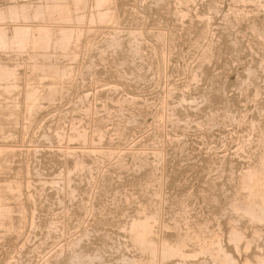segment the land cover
I'll use <instances>...</instances> for the list:
<instances>
[{"label":"rangeland","instance_id":"1","mask_svg":"<svg viewBox=\"0 0 264 264\" xmlns=\"http://www.w3.org/2000/svg\"><path fill=\"white\" fill-rule=\"evenodd\" d=\"M50 1L28 0L27 10L29 11L27 13L30 14L27 16L30 18L24 19L21 16L25 21L20 18L12 22H10L11 19H7L4 21L6 24L2 22L6 26L3 25L6 35L8 34V41L7 45L0 48V63L4 62L2 65H6L9 62L10 65L7 64V67L11 66L14 69L9 67L15 73L16 78H13L17 81L22 76V81L18 80L21 82H19L21 92L18 89L13 91L16 97L12 91L7 93L2 91L0 94L3 96V98L0 96V103L5 105H0V118L6 120L4 117H7L6 121L0 120L2 121L0 127L5 123L8 129L13 126L15 129L17 125L19 126L14 131L11 128L10 132L5 127L0 129V146L2 145L0 147L2 152H0L2 154H0V169L2 170H0V188L6 189V186L11 184L14 189H17L11 195L8 193L7 199L9 200L6 199L4 205L7 203L5 206L12 207L13 211L18 213H13L15 222H18V219L25 214L27 224L19 237L0 229V264H6L8 261L9 264H123L124 259L129 260L130 257L139 259L142 256V248L134 239L131 229L132 221L133 219L134 221L139 220L140 217L141 219L147 218L144 214L149 213L148 216H152L156 210L157 213H154L157 215L156 222L160 220L157 223L154 222L156 225L153 223L155 228L157 227V229L153 227V230L159 236L165 234L171 241H176L179 239L180 231L183 233L186 227L192 226L190 228L196 230L203 228L202 231H200L201 228L198 231L201 234L204 233L203 236L207 234L205 237L209 238L215 230L218 231V228H221L219 243L230 247L232 245L228 243L227 234L231 224H235L243 227L251 240L254 239L253 243L251 242L252 248L249 250L250 256L254 258L256 254L263 253L264 255V235H262L264 232L262 231V236L254 235V226L247 222L239 209L234 207L235 202L240 203L246 200L249 193L244 183H241V175L245 172L243 169L253 164V160L260 157L259 154L262 151L264 152V26H262L264 25V0H113L111 2V4L114 3L113 7L107 5V10L111 11L110 14L116 12L115 17H121L116 21L118 24L114 22V25L112 22L113 27L109 25L111 22L104 21L103 23L98 18L96 0H87L83 13L82 11L76 12V14L80 13L76 15L78 22L77 18L72 22L64 21L55 13L53 14L56 15L55 18L54 16L51 18L50 15L49 18L46 15L47 17H43L46 20L38 19L42 20L41 23L33 17L37 9L36 5L49 6L53 0ZM67 1L71 2V0ZM12 4L21 5V0H0V8L7 9ZM116 5L121 11L116 8ZM91 6L95 9L93 10ZM89 15L90 18H87ZM93 15L94 22L92 21L94 18H91ZM87 19L89 21L91 19L93 24ZM19 21L26 24L29 22L28 25L31 28L29 38L32 39H35L33 34L37 36L36 39H39L42 36L39 32L42 33L45 27L47 29L49 27L50 32L48 30L46 32H49L56 41L54 44L56 48H53L54 45L46 49L32 47L30 44L32 39L29 38V40L22 39V42L18 43L20 45H16L17 41L12 37L17 36V34L15 36L18 29L16 24ZM64 23L67 26L63 25ZM70 23L75 24V27ZM40 27L44 30L38 29ZM62 28L73 32L72 34L80 31L82 37L80 36L79 40L81 41L73 37L72 43L69 44L71 46L62 47L58 44L62 39ZM80 28L81 30H78ZM85 29L89 33H85ZM258 32L263 35L259 36L261 40L256 36V34L259 35ZM135 33L139 36L137 37ZM23 40L24 44H22ZM11 41L16 42L17 47ZM25 44L28 45L25 47ZM86 44H88V49L85 48ZM51 52L53 56L49 55L50 60L42 56ZM57 52L64 54V57ZM35 53L40 54L36 56ZM33 55L37 57L36 61L35 58H31ZM69 57H72L74 62ZM33 60L34 63L42 62L36 63L37 69L35 70L38 71H32L34 75L29 70L35 65L31 63ZM48 61H51V65L59 67V73L55 74L56 78L53 74L55 72H52L51 68L46 65ZM43 62H47L45 64L47 68H44ZM38 64H42L43 71ZM20 66L23 67L20 69ZM66 69L70 70V73L73 71L71 75L65 72ZM46 70L51 71L52 76ZM63 73L70 76L63 79V76L66 77ZM29 75L32 78L27 77ZM28 78L29 81L38 78L36 80H39L38 83H34L35 80L31 83L41 89L38 94L41 95L37 96L40 102L36 98L34 102L38 104L28 106L29 109L33 107L34 110L33 108L27 110V104L24 105L25 100H23ZM53 79L55 82L52 86L50 83L54 81ZM59 80L65 81L62 84ZM50 86L56 92L50 91L52 89ZM55 86L57 89H54ZM43 97L47 99V102H44L46 100ZM49 100L53 101L49 102ZM10 108L19 110V120L10 116L11 110H7ZM2 112L6 116H1L4 115ZM10 121H15L14 124L17 122L16 126ZM76 127L77 130H74ZM85 131L86 133H83ZM4 132L6 134H3ZM8 134L12 135L8 136ZM13 134H15L14 137ZM5 135L8 138H5ZM64 135L63 141L62 136ZM81 136H84L86 140ZM93 137H95L93 141L89 140ZM7 139L9 140L6 141ZM91 142L95 143H92L93 147L90 146ZM214 159L218 160L216 165L212 164ZM3 160L6 163L10 161V164L4 163ZM231 163L236 168L233 169V165L230 167ZM208 164L211 165L212 171L209 170L210 165ZM207 173L211 174V177ZM157 177L161 180H157ZM210 178H212L211 181ZM12 179L13 182L10 183L9 180L12 181ZM27 183H29V188H27ZM19 186H21L19 191L22 193L20 195L23 197L17 193ZM157 188L163 192L159 194ZM203 189L204 192H202ZM180 191L184 192L180 193ZM185 192L187 193L184 194ZM70 194L74 195L71 197ZM17 195L20 197L19 200ZM151 195L154 196L152 199H150ZM204 196L207 200L203 201ZM176 197H181L182 200L184 198L185 201L182 202ZM214 197L217 200H214ZM159 199L162 200L159 201ZM180 201L183 205L179 203ZM21 204H24L26 211ZM185 207L190 211L187 214L190 220L188 218L186 222L179 216L180 211H184ZM31 209L37 212L34 211L33 215ZM176 212L179 213L175 215ZM176 219L181 224H178L179 221L177 222ZM31 222H34V225ZM163 222H168L174 227L167 231ZM195 222H198L197 228ZM203 222L205 223L202 224ZM229 222H231L230 225ZM158 223L161 225H157ZM183 225L186 226L182 229ZM191 247L193 245H189L187 249H192ZM233 253L242 263L244 252H236L234 248ZM199 258L203 260L181 262L182 264H206L205 259L209 262V256ZM177 260V258H170L165 264H181Z\"/></svg>","mask_w":264,"mask_h":264},{"label":"bare ground","instance_id":"2","mask_svg":"<svg viewBox=\"0 0 264 264\" xmlns=\"http://www.w3.org/2000/svg\"><path fill=\"white\" fill-rule=\"evenodd\" d=\"M9 1H14V0H9ZM27 1L28 0H21V5H17V4H12V5H10V7H8L6 10L5 9H3V8H0V48L1 47H4L5 46V44L7 45V35H6V30H5V28L3 27V23L2 22H4V21H6L7 19H11V21L10 22H12V20L13 21H18L20 18H21V20L24 18H27V17H29V16H27V15H29L30 13H27L29 10H27L28 8V4H27ZM40 1H42V0H40ZM47 1V0H46ZM52 1V0H51ZM50 1V2H51ZM113 0H96V5H97V7H98V18L104 23V21H108L109 23V25H111L112 24V22L114 23H117L116 21H117V19L118 18H120L121 19V17H118L117 18V16L115 17L114 16V14L116 13H112V14H110L109 12H111V11H109L108 12V10H107V5H112V7H113V4H111V2H112ZM31 2V1H30ZM33 2V1H32ZM45 2V1H44ZM87 0H71V2H68L67 0H53V2L50 4L49 3V6H38V5H36L37 6V9H35L36 11H35V13H33L34 15H33V17H35L37 20L38 19H40V18H43V17H45L46 15H48V17L50 18V16H51V18H52V16H54L53 14H55V13H57V15H59L62 19H64V21H67V22H72V21H74V19H76L77 18V22H78V16L76 17V15H79V14H76V12H81L82 11V13H83V10L86 8V6H87ZM92 2V1H91ZM115 2V1H114ZM180 2V1H179ZM189 2V1H188ZM240 2V1H239ZM9 3V2H8ZM15 3V2H14ZM20 3V2H19ZM43 3V2H42ZM46 3V2H45ZM116 4H117V2H115ZM256 3V2H255ZM11 4V3H10ZM31 4H33L34 5V3H31ZM36 4H37V2H36ZM181 4V3H180ZM42 5V4H41ZM1 6V5H0ZM117 6V5H116ZM32 7V6H31ZM89 7H90V5H89ZM92 8H93V10L95 9L94 8V6H91ZM105 7H106V9H105ZM112 7H111V9H112ZM121 7V6H120ZM117 9H119L118 8V6L116 7ZM34 8H32V10H33ZM91 9V8H90ZM90 9H88V11L90 10ZM109 9H110V6H109ZM27 10V11H26ZM92 10V9H91ZM92 10V11H93ZM120 10V9H119ZM119 10H117V12L119 11ZM125 10V9H124ZM88 11H87V13H88ZM116 11V10H115ZM121 11V10H120ZM179 11V10H178ZM239 11V10H238ZM237 11V12H238ZM90 12V11H89ZM27 13V14H26ZM81 13V14H82ZM120 13V12H119ZM175 13V12H174ZM241 13V12H240ZM85 14V13H84ZM93 14V13H92ZM242 14V13H241ZM50 15V16H49ZM83 15V14H82ZM116 15V14H115ZM182 15V14H181ZM21 16H23V18L21 17ZM81 16V15H80ZM84 16V15H83ZM119 16H120V14H119ZM183 16V15H182ZM240 16V15H239ZM244 16H246V15H244ZM32 17V16H31ZM32 17V18H33ZM47 17V16H46ZM56 17V15L54 16V18ZM241 17V16H240ZM30 18V17H29ZM53 18V19H54ZM57 18H58V16H57ZM82 18H84V17H82ZM87 18H90V15H89V17H87ZM91 18H94V15H93V17L91 16ZM204 18V17H203ZM209 18V17H208ZM22 20V21H25V20ZM34 19V18H33ZM33 19H31L32 21H33ZM43 19H45V18H43ZM52 19V20H53ZM59 19V18H58ZM61 19V20H62ZM207 19V18H206ZM254 19V18H253ZM27 20V19H26ZM30 20V19H29ZM28 20V21H29ZM46 20V19H45ZM51 20V21H52ZM88 20V19H87ZM93 20H95V18L94 19H92V21ZM240 20V19H239ZM260 20V19H259ZM39 21V20H38ZM37 21V22H38ZM42 21V20H41ZM41 21H39V22H41ZM48 21V20H47ZM58 21V20H57ZM84 21V20H83ZM89 21V20H88ZM92 21H91V19H90V21L89 22H91L92 23ZM8 22V21H7ZM27 22V21H26ZM34 22H36V21H34ZM33 22V23H34ZM56 22V21H55ZM94 22V21H93ZM101 22V23H102ZM264 22V21H263ZM5 23V22H4ZM29 23V22H28ZM28 23L26 24V23H20V21H19V23L18 24H16L17 26H18V29H17V33H15V36H16V34H17V36H16V38H14V37H12L13 39H16V41H17V44L16 45H18V43L20 42H22L21 40L22 39H24V38H29V36H30V34H31V28H30V26L28 25ZM32 23V22H31ZM32 23V24H33ZM42 23V22H41ZM41 23H40V25H41ZM56 23H58V22H56ZM60 23V22H59ZM62 23V22H61ZM83 23V22H82ZM98 23H100V22H98ZM107 23V22H106ZM115 23H114V25H115ZM6 24V23H5ZM15 24V23H14ZM44 24V23H43ZM48 24V23H47ZM66 23H64L63 25H65ZM69 24V23H68ZM71 24V23H70ZM90 24V23H89ZM93 24V23H92ZM96 24V23H95ZM118 24V23H117ZM7 25H8V23H7ZM13 25V24H12ZM31 25V24H30ZM37 25V24H36ZM39 25V26H40ZM45 25V24H44ZM57 25V24H56ZM71 25H73V24H71ZM71 25H69V26H71ZM77 25V24H76ZM91 25V24H90ZM98 25V24H97ZM100 25V24H99ZM102 25V24H101ZM107 25V24H106ZM109 25H107V26H109ZM249 25V24H248ZM262 25V24H261ZM5 26V25H4ZM15 26V25H14ZM16 26V27H17ZM66 26H67V24H66ZM74 27H75V24L73 25ZM79 26V25H78ZM112 27H113V25H111ZM110 26V27H111ZM118 26V25H117ZM254 26H256V25H254ZM262 26H264V25H262ZM6 27V26H5ZM59 27V26H58ZM80 27V26H79ZM115 27V26H114ZM188 27V26H187ZM260 27V26H259ZM259 27H254L255 29H257V28H259ZM33 28H34V26H33ZM32 28V29H33ZM37 28V27H36ZM61 28V27H60ZM64 28H67V27H64ZM119 28V27H118ZM260 28H262V27H260ZM38 29H41V27L40 28H38ZM37 29V30H38ZM48 29H49V27H48ZM46 27H45V30L44 29H41V30H44L43 32H44V34H43V32L42 33H40L39 32V34L40 35H42L39 39H36V37L34 36V34L32 35L33 36V38H35V39H32L31 37L29 38V39H32L31 40V46L32 47H37V48H52V46L56 43V41L54 40V38H52V36H51V34L49 33L50 31L48 30ZM63 29V28H62ZM71 29V28H70ZM74 29V28H73ZM72 29V30H73ZM89 29H92V27L90 28L89 27ZM107 29V28H106ZM113 29V28H112ZM116 29H117V27H116ZM254 29V30H255ZM35 30V29H34ZM33 30V31H34ZM36 30V31H37ZM46 30H48L49 32H46ZM51 30V29H50ZM71 30V31H72ZM78 30H81V28L80 29H78ZM262 30V29H261ZM264 30V29H263ZM14 31V30H13ZM39 31V30H38ZM37 31V32H38ZM52 31V30H51ZM55 31V30H54ZM62 31V30H61ZM61 31H59L60 33H61ZM85 31H86V29H85ZM93 31V30H92ZM97 31V30H96ZM15 32H16V30H15ZM63 34H62V39L60 40V43L58 42V44H61L62 45V47L63 46H71V45H69L70 43H72V38L73 37H75L76 38V40L77 41H81V40H79V39H81L80 38V36L82 37V33L80 32V31H77V32H75V34H72L73 32H70L68 29L66 30V29H63ZM90 32H91V30H90ZM108 32V31H107ZM255 32H257V31H255ZM260 32V31H259ZM259 32H258V34H259ZM7 33H8V30H7ZM52 33V32H51ZM57 33H58V31H57ZM85 33H89V32H85ZM141 33V32H140ZM139 33V34H140ZM37 34V33H36ZM39 34H38V36H39ZM56 34V33H55ZM59 34V33H58ZM58 34H57V37H59L58 36ZM101 34V33H100ZM115 34V33H114ZM133 34V33H132ZM136 34V33H135ZM138 34V33H137ZM137 34H136V36H137ZM261 34V33H260ZM260 34L259 35H257L256 34V36H260ZM263 34H264V32H263ZM87 35H90V34H87ZM95 35V34H94ZM131 35V34H130ZM167 35V34H166ZM262 35V34H261ZM54 36V35H53ZM97 36V35H96ZM139 36V35H138ZM137 36V37H138ZM263 36V35H262ZM87 37H89V36H87ZM134 37H135V35H134ZM163 37V36H162ZM262 38V37H261ZM27 39H25V40H27ZM28 39V40H29ZM87 39V38H86ZM85 39V40H86ZM259 39H260V37H259ZM12 40V39H11ZM76 40H75V42H76ZM84 40V39H83ZM88 40V39H87ZM139 40V39H138ZM261 40V39H260ZM263 40V39H262ZM24 41V40H23ZM57 41H59V40H57ZM140 41V40H139ZM12 43H13V41H11ZM11 42H10V44H11ZM15 42V41H14ZM29 42V41H28ZM87 42H89V41H87ZM16 43V42H15ZM15 43H13L14 45H15ZM25 43V41L22 43V44H24ZM77 43V42H76ZM75 43V44H76ZM81 43V42H80ZM29 44V43H28ZM27 44V45H28ZM74 44V45H75ZM78 45H79V42L77 43ZM90 44V43H89ZM264 44V43H263ZM9 45V44H8ZM15 45V46H16ZM20 45V44H19ZM18 45V46H19ZM26 44L24 45L25 47L27 46ZM57 45V44H56ZM88 44H86V49H88L89 47L87 46ZM116 45V44H115ZM138 45V44H137ZM22 46V45H21ZM30 46V45H29ZM58 46V45H57ZM60 46V45H59ZM80 46V45H79ZM79 46H77V48H79ZM10 47V46H9ZM14 47V46H13ZM17 47V46H16ZM56 48V46L54 45L53 46V48ZM83 47V50H85V48ZM88 47V48H87ZM91 47V46H90ZM23 47H21V49H22ZM10 49H11V47H10ZM44 49V50H45ZM1 50H3V49H1ZM6 50V49H5ZM18 50V49H17ZM34 50H35V48H34ZM48 50V49H47ZM54 50V49H53ZM59 50V49H58ZM61 50V49H60ZM71 50V49H70ZM73 50V49H72ZM78 50V49H77ZM11 51V50H10ZM9 51V52H10ZM12 51H13V49H12ZM19 51V50H18ZM22 51V50H21ZM20 51V52H21ZM49 51V50H48ZM48 51L46 52V53H48ZM51 51H52V49H51ZM55 51V50H54ZM208 51V50H207ZM6 52V51H5ZM23 52V51H22ZM37 52H39L38 51V49H37ZM65 52V51H64ZM72 52V51H71ZM71 52H69V54L71 53ZM79 52V51H78ZM82 52V51H81ZM134 52V51H133ZM52 53L53 52H51L50 54H48V55H46V54H41L46 60L47 59H49L50 57H49V55H51V56H53L52 55ZM58 53V52H57ZM56 53V54H57ZM68 53V52H67ZM73 53V52H72ZM82 53H84V52H82ZM32 54H33V52H32ZM37 54H40V53H35V55L37 56ZM59 54V53H58ZM62 54V53H61ZM61 54H59V55H61ZM66 54V53H65ZM80 54V53H79ZM31 55V54H30ZM58 55V58L60 57ZM73 55H75L74 53H73ZM104 55V54H103ZM143 55V54H142ZM206 55V54H205ZM39 57H40V55H38ZM54 56H55V54H54ZM57 56V55H56ZM61 56H63L64 57V54H62ZM67 56V55H66ZM65 56V57H66ZM69 56V55H68ZM76 56V55H75ZM77 56H79V55H77ZM144 56V55H143ZM31 58H35L34 57V55L31 57ZM30 58V59H31ZM37 58V57H36ZM36 58H35V61H36ZM56 58V57H55ZM54 58V59H55ZM67 58V57H66ZM70 58V57H69ZM72 58V57H71ZM70 58V59H71ZM78 58V57H77ZM207 58H208V56H207ZM40 59V58H39ZM166 59V58H165ZM211 59V58H210ZM46 60H44V61H46ZM50 60V59H49ZM56 60V63H57V58L55 59ZM59 60V59H58ZM72 61H73V59H71ZM71 60H69V61H71ZM74 60H76L77 61V59H74ZM167 60V59H166ZM38 61V60H37ZM40 61V60H39ZM71 61V62H72ZM75 61V62H76ZM41 62V61H40ZM40 62H36V63H40ZM49 62V61H48ZM55 62V61H54ZM74 62V61H73ZM108 62V61H107ZM4 63V62H3ZM2 63V64H3ZM19 63V62H18ZM21 63V62H20ZM31 63H34V60H33V62L31 61ZM36 63H34L33 65H31V66H33L31 69H29L28 67V69L29 70H31V73H32V71H38V70H35V69H37V64ZM42 63V62H41ZM44 63V66H45V64L47 63V62H43ZM51 63V61L49 62V63H47L46 65H47V67L48 68H51L50 70H52V72H55V73H53L54 74V77H55V74H58L59 73V67H57V66H54V65H51L50 64ZM59 63V62H58ZM82 63H83V60H82ZM1 64V63H0ZM0 65V94L2 93V91L4 92V93H7V92H10V91H15V89H18L19 90V92H21V90L19 89L20 88V83L18 82V80H20L21 78H22V76L21 77H19V79L16 81L13 77H15V73H14V69L11 67V66H8L7 67V64L8 65H10V63L8 62L6 65L4 64V65ZM17 64V63H16ZM23 64H24V62H23ZM23 64H21V65H23ZM50 64V65H49ZM54 64V63H53ZM13 65V64H12ZM18 65H20V64H18ZM38 65H40V64H38ZM42 65V64H41ZM40 65V66H41ZM71 65H73V64H71ZM29 66V65H28ZM43 66V67H44ZM12 68L13 70H11L10 68ZM23 66H20V69L22 68ZM46 66L44 67V68H47ZM63 67V66H62ZM72 67V66H71ZM71 67H68V68H71ZM117 67V66H116ZM15 68V67H14ZM18 68V67H17ZM64 68V67H63ZM27 69V70H28ZM39 69V68H38ZM41 69H42V66H41ZM19 70V69H18ZM28 70V71H29ZM40 70V69H39ZM64 70V69H63ZM73 70V69H72ZM15 71H17V69L15 70ZM41 71V70H40ZM42 71H43V69H42ZM41 71V72H42ZM46 71H49V70H46ZM46 71H45V73H46ZM80 71V70H79ZM50 73H51V71H49ZM49 72H48V74H49ZM57 72V73H56ZM65 72H68L70 75H71V73L73 72H71L70 73V70L69 71H67V69H66V71ZM64 72V73H65ZM22 73V72H21ZM28 73H30V71L28 72ZM28 73H27V75H28ZM44 73V72H43ZM43 73H41V74H43ZM61 73H62V71H61ZM60 73V74H61ZM63 73V74H64ZM33 75H34V73H32ZM69 74H64V75H66V77H64L63 76V79L64 78H67V76L69 75ZM77 74V73H76ZM17 75V74H16ZM45 75V74H44ZM69 75V76H70ZM20 76V75H19ZM25 76V75H24ZM36 76V75H35ZM37 76H39V75H37ZM36 76V77H37ZM43 76V75H42ZM49 76V75H48ZM50 76H52V73H51V75ZM58 76V75H57ZM62 76V75H61ZM60 76V77H61ZM76 76V75H75ZM120 76H122V75H120ZM196 76V75H195ZM27 77H29V78H32V76L30 77V75L29 76H27ZM44 77V76H43ZM74 77V76H73ZM73 77H71V78H73ZM16 78V77H15ZM29 78L27 79L28 80V82H27V80L25 81V83L27 82V84H26V88H25V98H23V100H25V102H24V105H25V103L27 104V110H30V109H32V108H28V106L29 107H31V106H33V104H35V105H37L38 103L36 102H34L35 101V99L37 98V100H38V97L37 96H40V95H38L39 94V92L41 91V89H38V86L36 87V86H34V84L33 83H31V81L32 80H35V78L34 79H32L31 81H29ZM39 78H41V77H39ZM49 78V77H48ZM53 78V77H52ZM52 78L50 79V81L52 80ZM56 78V77H55ZM59 78V77H58ZM119 78V77H118ZM124 78V77H123ZM123 78H122V80H123ZM14 79V80H13ZM38 79V78H37ZM36 79V80H37ZM45 80H46V75H45V78H44ZM44 79L42 78V80L44 81ZM69 79V78H68ZM35 80V82L34 83H38V81H36ZM54 80V79H53ZM56 80H58V79H56ZM61 80H62V77H61ZM61 80H59V81H61ZM122 80H120V81H122ZM195 80V79H194ZM21 81H22V79H21ZM65 81V80H64ZM64 81H61L62 82V84L64 83ZM69 81H70V79H69ZM46 82V81H45ZM55 82V80L54 81H52V83H50L52 86H53V83ZM58 82V81H57ZM67 82V81H66ZM40 83V82H39ZM59 83V82H58ZM57 83V84H58ZM72 83H73V81H72ZM189 83V82H188ZM44 84V83H43ZM46 84V83H45ZM56 84V85H57ZM68 83H66V85H67ZM71 84V83H70ZM114 84V83H113ZM39 85V84H38ZM48 85V84H47ZM47 85H45L46 87H47ZM42 87V86H41ZM46 87H43L44 89L46 88ZM48 87H49V85H48ZM51 87V86H50ZM66 87V86H65ZM64 87V88H65ZM52 89H50V91L51 90H53V87H51ZM56 88V86L54 87V89ZM57 89V88H56ZM40 90V91H39ZM62 90V89H61ZM63 90H66V89H63ZM17 91V90H16ZM47 91H48V89H47ZM53 91H55L56 92V90H53ZM68 91V90H67ZM18 92V91H17ZM16 92V93H17ZM4 93H3V95H4ZM14 93V96H15V92H13ZM42 93V92H41ZM56 94H58V93H56ZM55 94V95H56ZM62 94V93H61ZM18 95V94H17ZM49 95V94H48ZM50 95H51V93H50ZM49 95V97H50V99H51V96ZM63 95V94H62ZM0 96H2V95H0ZM8 96V95H7ZM61 96V95H60ZM4 97H6V96H4ZM16 97V96H15ZM63 97V96H62ZM2 98H3V96H2ZM12 98V97H11ZM40 98H42V96L40 97ZM45 97H43V99H44ZM47 98V97H46ZM5 99V98H4ZM3 99V100H4ZM13 99V98H12ZM15 99V98H14ZM13 99V100H14ZM18 99V98H17ZM44 100H46V101H44V102H47V99H44ZM56 100H57V97H56ZM19 102H20V100H18ZM51 101H53V100H49V102H51ZM4 102L6 103V101L4 100ZM3 102V103H4ZM12 102V101H11ZM38 102H40L39 100H38ZM8 103V102H7ZM11 105H12V103H10ZM16 103H14V105H15ZM19 104V103H18ZM0 105L1 106H5V105H2L1 103H0ZM35 105H34V107H35ZM39 105H41V104H39ZM38 105V106H39ZM8 106V105H7ZM13 106V105H12ZM17 106V105H16ZM19 106V105H18ZM42 106H43V103H42ZM10 107V106H9ZM25 107V106H24ZM37 107V106H36ZM40 107V106H39ZM1 108V107H0ZM5 108V107H4ZM7 108V107H6ZM11 108H13V107H11ZM11 108L10 109H7V110H11ZM17 108H19V107H17ZM21 108V107H20ZM41 108V107H40ZM36 109V108H35ZM39 109V108H38ZM1 110V109H0ZM4 110V109H3ZM2 110V111H3ZM6 110V111H7ZM25 110H26V108H25ZM33 110H34V108H33ZM32 110V111H33ZM18 111L19 110H17L16 108H14V109H12L11 110V114H10V116H12V117H14L15 119H18L19 117V114H18ZM1 112V111H0ZM25 112H27V111H25ZM3 113V112H2ZM8 113H10V112H8ZM4 115H1V116H6L5 115V113H3ZM23 114V113H22ZM31 114V113H30ZM8 115V114H7ZM23 115H25V114H23ZM31 116H32V114H31ZM30 116V117H31ZM12 117H10V118H12ZM29 117V116H28ZM29 117V118H30ZM6 120H7V117H4ZM24 119H26L25 117H23ZM29 118H28V121H29ZM34 118V117H33ZM215 119V118H214ZM0 120H3V118L1 119L0 118ZM6 120H3V121H6ZM8 120H12V119H8ZM19 120V119H18ZM209 120V119H208ZM13 121V120H12ZM12 121H10V123L12 122ZM23 121H25V120H23ZM34 121V120H33ZM32 121V122H33ZM246 121V120H245ZM0 122H2V121H0ZM15 122V121H14ZM14 122H12L13 124H14ZM27 122V121H26ZM9 122H8V126H9V124H10ZM11 123V124H12ZM17 123V122H16ZM15 123V124H16ZM25 123V122H24ZM23 123V124H24ZM3 124V123H2ZM2 124H1V126H2ZM14 124V125H15ZM29 124H31V123H29ZM29 124H27V126L29 125ZM201 124V123H200ZM206 124V123H205ZM5 125H6V123H5ZM5 125H3L2 127H5V128H7V130L10 132V129L12 128V130L14 131L17 127H19L18 125H17V127H15V129H13L14 128V126L13 127H9V129H8V127H6ZM32 125V124H31ZM30 125V126H31ZM162 125V124H161ZM16 126V125H15ZM24 127L26 126V125H23ZM2 127H0V129L2 128ZM254 128L253 129H255V126H253ZM30 128V127H29ZM73 128V127H72ZM79 128V127H78ZM24 129H26V128H24ZM251 129V128H250ZM6 130V129H5ZM4 130V131H5ZM18 130V129H17ZM74 130H77V127L76 128H74ZM79 130V129H78ZM97 131H99V130H97ZM2 132V131H1ZM9 132H7V133H9ZM12 132V131H11ZM79 132V131H78ZM81 132V131H80ZM100 132V131H99ZM25 133V132H24ZM23 133V134H24ZM73 133H76V132H73ZM72 133V134H73ZM83 133H86V131L85 132H83ZM3 134H6L5 132L3 133ZM26 134V133H25ZM78 134V133H77ZM80 134V133H79ZM92 134V133H91ZM94 134H97V133H95L94 132ZM102 134H104V136H105V133L104 132H102ZM102 134H101V136H102ZM119 134H120V132H119ZM122 134V133H121ZM209 134V133H208ZM0 135H1V133H0ZM10 134H8V136H9ZM12 135V134H11ZM10 135V136H11ZM81 135H85V134H81ZM90 135V134H89ZM93 135V134H92ZM97 135H99V134H97ZM15 136V134H13V137ZM61 136V135H60ZM86 136V135H85ZM94 136V135H93ZM3 137V136H2ZM7 137V135H5V138ZM25 137V136H24ZM63 137V141H64V138H65V135L64 136H62ZM74 137V136H73ZM78 137V136H77ZM80 137V136H79ZM87 137V136H86ZM95 137H96V135H95ZM95 137H93V138H89V140H91L92 139V141L94 140V138ZM99 138H100V136H98ZM177 137V136H176ZM8 138V137H7ZM81 138H83L84 140H86V138H84V136L82 137L81 136ZM80 138V139H81ZM97 138V137H96ZM103 138V137H102ZM1 139V138H0ZM3 139V138H2ZM9 139H11V138H9ZM9 139H7L6 141H8ZM12 139H14V138H12ZM11 139V140H12ZM67 139V138H66ZM69 139H73V138H69ZM68 139V140H69ZM75 139H76V137H75ZM5 140V139H4ZM15 140H17V139H15ZM61 140V141H62ZM177 140V139H176ZM74 141V140H73ZM97 141H99V140H97ZM101 141V140H100ZM67 142V141H66ZM179 142V141H178ZM263 142V141H262ZM63 143V142H62ZM69 143V142H68ZM85 143H86V141H85ZM92 143H94V142H91V145H90V143H89V145L90 146H92ZM95 143L97 144V142L95 141ZM94 143V144H95ZM260 143V142H259ZM17 144V143H16ZM65 145H66V143H65ZM5 146V145H4ZM62 146H64L63 144H62ZM67 146V145H66ZM94 146V145H93ZM92 146V147H93ZM98 146V145H97ZM0 147H2V145L0 146ZM7 147H8V145H7ZM12 147V146H11ZM88 147V146H87ZM86 147V148H87ZM96 147V146H95ZM66 148V147H65ZM264 148V147H263ZM14 149H15V147H14ZM72 149V148H71ZM91 149V148H90ZM95 149V148H94ZM94 149H92V150H94ZM96 149H97V147H96ZM157 149V148H156ZM2 150V149H1ZM4 150V149H3ZM2 150V151H3ZM66 150V149H65ZM67 150H69V149H67ZM98 150V149H97ZM140 150V149H139ZM138 150V151H139ZM182 150V149H181ZM12 151H14V150H12ZM98 151H100V150H98ZM157 151V150H156ZM161 151V150H160ZM257 151H258V149H257ZM1 152V151H0ZM87 153H90V152H88V151H86ZM92 152V151H91ZM163 152V151H162ZM179 152H181V151H179ZM2 153V152H1ZM0 153V154H1ZM4 153V152H3ZM14 153V152H13ZM100 153V152H99ZM157 153V155H158V152H156ZM259 153V152H258ZM262 153H263V155H262ZM262 153L261 154H259V156L260 157H256L257 159L256 160H253L254 161V163L253 164H249L248 163V165H250V166H248L246 169H243V170H245V172L243 173L242 172V170H241V173H243L242 175H241V183H244V186H246V188L248 189V191H249V193H248V195H247V197L245 198L246 200H244L243 202H240V203H236L235 202V204H234V207L236 208V209H239L241 212H242V214H243V216H244V218H246V220H247V222L248 223H250V224H252L253 226H254V229H253V232H254V235H261V233H263L264 232V158H263V156H264V152L262 151ZM155 154V153H154ZM162 154H164V153H162ZM2 155V154H1ZM9 156H11V155H9ZM160 156L162 157V155H161V152H160ZM158 157V156H157ZM254 157H255V155H254ZM160 158V157H159ZM222 159V158H221ZM215 161V162H214ZM214 161H213V163H212V161L211 162H209L210 164L212 163L213 165L218 161L217 159H214ZM251 161V160H250ZM3 162H4V160H3ZM82 162H84V161H82ZM118 162V161H117ZM1 163V162H0ZM4 163H6V161L4 162ZM8 163L10 164V161H8ZM8 163H6V164H8ZM78 163V162H77ZM76 163V164H77ZM227 163H230V162H227ZM8 164V165H9ZM85 163H83V165H84ZM119 164V163H118ZM210 164H208V165H210ZM30 165V164H29ZM81 166H82V164H80ZM161 165V164H160ZM216 165V164H215ZM231 165H233L232 163L230 164V167H232ZM1 166V165H0ZM81 166H79V167H81ZM207 166V165H206ZM28 167V166H27ZM156 167V166H155ZM9 168V167H8ZM154 168V167H153ZM191 168V167H190ZM225 168V167H224ZM233 169L234 168H236V167H234V165H233V167H232ZM232 168H230L231 170H232ZM205 169V168H204ZM207 169V168H206ZM212 168H211V165H210V167H209V170H211ZM222 169V168H221ZM1 170V169H0ZM7 170V169H6ZM30 170V169H29ZM78 170H81V169H78ZM208 170V171H209ZM213 170V169H212ZM211 170V171H212ZM216 170V169H215ZM2 171V170H1ZM68 171V170H67ZM211 171H210V173H211ZM236 171V170H235ZM27 172H28V169H27ZM30 172V171H29ZM72 172V171H71ZM158 172V171H157ZM232 172V171H231ZM153 173V172H152ZM209 173V172H208ZM207 173V174H208ZM30 174V173H29ZM28 174V176H31V175H29ZM68 174H71V173H69L68 172ZM67 174V175H68ZM221 174V173H220ZM154 175H156V174H154ZM164 175V174H163ZM206 175V174H205ZM209 175V174H208ZM211 175V174H210ZM209 175V176H210ZM160 176V175H159ZM208 176V177H209ZM240 176V175H239ZM154 177V176H153ZM156 177V176H155ZM211 177V176H210ZM29 178V177H28ZM68 178H69V175H68ZM68 178H67V180H68ZM160 178H163V177H160ZM206 178H207V176H206ZM213 178V177H212ZM212 178H210V181H211V179ZM204 179H205V177H204ZM207 179H209V178H207ZM231 179V178H230ZM32 180V179H31ZM53 180V179H52ZM157 180H161V179H158V177H157ZM163 180H164V178H163ZM233 180H234V177H233ZM10 181V183H12L13 182V179H12V181L11 180H9ZM9 181H8V183H9ZM20 181V180H19ZM69 181V180H68ZM151 182H152V179L150 180ZM156 181V180H155ZM232 181V180H231ZM22 182V181H21ZM27 182H29V181H27ZM150 182V183H151ZM154 182V181H153ZM156 182H158V181H156ZM164 182V181H163ZM9 183V184H10ZM14 183H16V182H14ZM161 183V182H160ZM159 183V184H160ZM1 184V183H0ZM7 184V183H6ZM22 184V183H21ZM28 184L29 183H27L26 185H27V188H29L28 187ZM68 184V183H67ZM149 184V183H148ZM153 184H155V183H153ZM204 184H206V183H204ZM210 184H212L213 185V183H210ZM235 184V183H234ZM238 184V183H237ZM16 185V184H15ZM19 185V184H18ZM70 185V184H69ZM152 185V184H151ZM151 185H149V186H151ZM243 185V184H242ZM17 186V185H16ZM146 186V185H145ZM148 186V185H147ZM162 186V185H161ZM161 186L159 187V188H161ZM175 186V185H174ZM152 187H153V185H152ZM163 187V186H162ZM210 187V186H209ZM216 187V186H215ZM237 187V186H236ZM242 187V186H241ZM19 189H18V191L20 190V188H21V186H19L18 187ZM67 188V187H66ZM145 188H147L148 189V187H145ZM150 188V187H149ZM156 188V187H155ZM159 188H157V190L159 189ZM243 189H245V190H247L245 187H242ZM241 188V189H242ZM72 189V188H71ZM184 189V188H183ZM212 189H213V187H212ZM14 190H17V189H14L13 188V186H11V184L10 185H8V186H6V189L5 188H0V229H2V230H4V231H8V232H11V233H14L17 237H19V236H21L22 235V233H23V230H24V228H25V224H27L26 223V220H27V217L25 218V214L22 216V217H18L19 219H18V222H15V218L13 217V213L15 212V211H13V208L12 207H10L9 208V206L7 205V206H5L4 205V201L7 199V196H8V193L11 195L12 193H14L13 191ZM74 190V189H73ZM72 190V191H73ZM145 191H147L146 189H144ZM152 190V189H151ZM161 190V189H160ZM159 191V190H158ZM162 191V190H161ZM161 191H159L160 193L159 194H161L162 192ZM185 191V190H184ZM184 191H182V192H184ZM201 191V190H200ZM244 191V190H243ZM16 192V191H15ZM21 191H19V192H17V193H19V195L21 194L22 195V193H20ZM71 192V191H70ZM181 191H180V193H182ZM202 192H204V189H203V191ZM213 192H214V189H213ZM237 192V191H236ZM28 193H30V192H28ZM27 193V194H28ZM72 193V192H71ZM106 193V192H105ZM179 193V194H180ZM187 192H185L184 194H186ZM188 193H189V191H188ZM199 193V192H198ZM237 193H239V191L237 192ZM244 193H246V192H244ZM31 194V193H30ZM29 194V195H30ZM67 194V193H66ZM151 194V193H150ZM149 194V195H150ZM153 194V193H152ZM156 194H158V193H156ZM190 194V193H189ZM193 194V193H192ZM202 194V193H201ZM206 194V193H205ZM20 195V196H21ZM71 195H74V194H70L69 196H71ZM122 195V194H121ZM140 195V194H139ZM145 195V194H144ZM208 195V194H207ZM212 195H213V193H212ZM238 195V194H237ZM18 196V195H17ZM17 196H16V198H17ZM132 196V195H131ZM138 196V195H137ZM156 196V195H155ZM160 196V195H159ZM159 196H157V198L159 197ZM177 196V195H176ZM186 196H188V194L186 195ZM215 196V195H214ZM217 196V195H216ZM21 197H23V196H21ZM29 197V196H28ZM33 197V196H32ZM72 197V196H71ZM147 197V196H146ZM152 197H154V196H152L151 195V197H150V199H152ZM201 197V196H200ZM235 198H236V195L234 196ZM19 196H18V200H19ZM148 198V197H147ZM163 198V197H162ZM169 198V197H168ZM203 198V197H202ZM210 198V197H209ZM15 199V198H14ZM30 199V198H29ZM123 199V198H122ZM146 199V198H145ZM149 199V200H150ZM176 199H181V197L179 198H177L176 197ZM175 199V200H176ZM204 199H206L205 198V196H204V198H203V201H204ZM210 199H212V198H210ZM214 200H217L215 197L213 198ZM240 199V198H239ZM239 199L237 200V201H239ZM9 199H7V201H8ZM18 200H16V201H18ZM154 200H155V198H154ZM160 200H162V199H159V201ZM182 200V199H181ZM183 200L185 201V199L183 198ZM183 200H182V202H183ZM189 200V199H188ZM207 200V199H206ZM205 200V201H206ZM213 200V201H214ZM236 200V199H235ZM11 201V200H10ZM30 201V200H29ZM178 201V200H177ZM6 202V201H5ZM23 202V201H22ZM141 202V201H140ZM143 202V201H142ZM162 202V201H161ZM182 202L180 201L179 203H181L182 204ZM210 202V201H209ZM208 202V203H209ZM219 202V201H218ZM217 202V203H218ZM145 203H146V201H145ZM144 203V204H145ZM204 203H206V202H204ZM207 203V204H208ZM220 203V202H219ZM151 204V203H150ZM150 204H148V205H150ZM158 204H160V203H158ZM180 204V205H181ZM184 204H185V202H184ZM186 204H187V201H186ZM231 204V203H230ZM14 205V204H13ZM13 205H10V206H13ZM18 205H20V204H18ZM17 205V206H18ZM22 205V204H21ZM24 205V204H23ZM22 205V207H24ZM34 205V204H33ZM114 205V204H113ZM139 205H142V204H139ZM154 205V204H153ZM157 205V204H156ZM175 205V204H174ZM183 205V204H182ZM209 205V204H208ZM218 205V204H217ZM5 206V207H4ZM14 206H16V205H14ZM13 206V207H14ZM115 206V205H114ZM145 206H147V205H145ZM152 206V205H151ZM151 206H150V214H151ZM160 206H161V204H160ZM160 206H158L159 208H160ZM185 206V205H184ZM233 206V205H232ZM232 206H231V208H232ZM7 207V208H6ZM36 207V206H35ZM141 207V206H140ZM139 207V208H140ZM170 207V206H169ZM175 207V206H174ZM179 207V206H178ZM187 207V206H186ZM185 207V210L183 211V210H179L180 211V213H181V215H179V216H181V219H183V220H185V222H186V220L189 218V216L187 217V214L190 212L189 210H188V208H186ZM189 207V206H188ZM15 208V207H14ZM25 208V211H26V207H24ZM103 208V207H102ZM142 208H143V206H142ZM147 208V207H146ZM146 208H145V211H146ZM154 208V207H153ZM161 208H162V206H161ZM180 208H182V207H180ZM197 208V207H196ZM213 208H215V207H213ZM141 209V208H140ZM155 209H157V207H155ZM222 209H224L223 207H222ZM226 209V208H225ZM224 209V210H225ZM234 209V208H233ZM235 209V210H236ZM34 211H36L35 209H33ZM99 210V209H98ZM105 210V209H104ZM138 211H139V209H137ZM142 210V209H141ZM147 210H148V208H147ZM161 210V209H160ZM169 210V209H168ZM223 210V211H224ZM228 210V209H227ZM24 211V212H25ZM31 211H32V209H31ZM34 211H32L33 213V215H34ZM102 211V210H101ZM157 211V210H156ZM156 211H154V213L156 212ZM162 211V210H161ZM178 211V210H177ZM240 211H239V213H240ZM24 212H21L22 214L24 213ZM37 212V211H36ZM104 212V211H103ZM141 212V211H140ZM153 212V211H152ZM159 212V211H158ZM236 212V211H235ZM95 213V212H94ZM102 213V212H101ZM105 213V212H104ZM103 213V214H104ZM139 213V212H138ZM144 213V212H143ZM153 213V214H154ZM157 213V212H156ZM170 213V212H169ZM179 213V212H178ZM177 212H176V214L175 215H177L178 214ZM214 213V212H213ZM15 214H18V213H16L15 212ZM121 214V213H120ZM142 214V213H141ZM149 214V213H148ZM148 214H144V215H147V218H144V219H141V217H140V219L139 220H135L134 221V219H133V223L131 224V229H132V233H133V235H134V239H135V241L139 244V247H141L142 248V256H140V258L139 259H131V257H130V259L129 260H126L125 261V259H124V261L122 262L123 264H165V262H166V260L167 259H170V258H177L178 260V263L179 262H181V261H188V260H193V261H195V262H199V260H200V256H209V262H207V259H205L206 260V264H264V255H263V253L261 254V255H254V258H252L251 256H250V253L251 252H249V250L252 248L251 247V242L253 243V241L252 240H254V239H250L249 238V235H248V233H247V231L243 228V227H238V226H240V225H238V226H236L235 224H231V228H230V231L228 232V234H227V237H228V243L229 244H231L232 246H230V247H225V246H223V245H221L220 243H219V240H220V237H221V228L219 229L218 228V231L217 230H215L216 229V227H215V229H213V230H215L213 233V235H212V237H205V235H207V234H205L204 236H203V234H201L200 233V231H202V229L203 228H201V230L200 231H198L200 228H199V226H198V230H196L195 228H190V227H192V226H189V224H188V226L189 227H186V230H185V232H181L180 231V235H178L179 236V239H177L176 241H171L170 239H168V237L165 235V234H163V236H159L158 235V233H154L155 231L153 230L154 228H155V226L153 225V223L155 222V223H157L160 219H158V221L156 222V220H157V215L156 214H152V216L150 215V216H148ZM160 214H161V212H160ZM173 214H174V211H173ZM191 214V213H190ZM189 214V215H190ZM211 214V213H210ZM169 215V214H168ZM213 215V214H212ZM215 215H217V213L215 214ZM100 216H102V215H100ZM161 216H162V214H161ZM170 216V215H169ZM178 216V217H179ZM242 216V217H243ZM33 217V216H32ZM94 217H96V216H94ZM163 217H164V215H163ZM216 217V216H215ZM73 218V217H72ZM143 218V217H142ZM168 218V217H167ZM173 218V217H172ZM192 218V217H191ZM219 218V217H218ZM96 219V218H95ZM135 219H137V218H135ZM178 219H180V217L178 218ZM233 218H231V220H232ZM240 219V218H239ZM242 219V218H241ZM34 219L32 218V221H33ZM98 220H100V218L98 219ZM165 220V218H163V221ZM171 220V219H170ZM170 220H167V221H170ZM189 220H190V218H189ZM172 221V220H171ZM176 221H177V219H176ZM179 221V220H178ZM177 221V222H178ZM206 221V220H205ZM213 221V220H212ZM230 221V220H229ZM236 221H237V219H236ZM241 221V220H240ZM161 222V221H160ZM165 222H166V220H165ZM165 222H163L164 224V227L167 229V231H170V229L169 228H171L172 229V227H174V226H170L171 224H169L168 222V224L167 223H165ZM175 222V221H174ZM183 222V221H182ZM191 222V221H190ZM193 222V221H192ZM191 222V223H192ZM210 222H211V219H210ZM233 222V221H232ZM239 222V221H238ZM244 222H246V221H244ZM246 222V223H247ZM34 223V222H33ZM32 222H31V224H33ZM78 223V222H77ZM101 223V222H100ZM131 223V222H130ZM154 223V224H155ZM199 223H201V222H199ZM205 222H203L202 224H204ZM230 223L231 222H229V225H230ZM234 223H236V222H234ZM128 224V223H127ZM178 224H181L180 223V221H179V223ZM178 224H177V226H178ZM198 225V222L196 223L195 222V225ZM245 224V223H244ZM243 224V225H244ZM34 225V224H33ZM33 225H30V226H32L33 227ZM80 225V224H79ZM156 225V224H155ZM157 225H161V223H158ZM174 225H175V223H174ZM194 225V224H193ZM197 225H196V228H197ZM206 225H207V223H206ZM124 226H126L125 224H124ZM176 226V227H177ZM184 226H186V225H183L181 228L183 229V227ZM202 226V225H201ZM221 225L219 224V227H220ZM250 226V225H249ZM249 226H248V228H247V230L249 229ZM253 226H251V227H253ZM122 227V226H121ZM154 227V228H153ZM161 227V226H160ZM164 227H162V228H164ZM204 227V226H203ZM247 227V226H246ZM245 227V228H246ZM84 228V227H83ZM124 228H126V227H124ZM180 228V229H181ZM128 229V228H127ZM126 229V230H127ZM155 229H157V227L155 228ZM169 229V230H168ZM175 229V228H174ZM177 229V228H176ZM181 229V230H182ZM206 229H208V226H206ZM212 229H210V230H212ZM229 229V228H228ZM130 230V229H129ZM159 230H161V229H159ZM164 230V229H163ZM157 231V230H156ZM174 231H177L178 232V230H174ZM204 231H205V228H204ZM263 231V232H262ZM129 232V231H128ZM131 232V231H130ZM158 232V231H157ZM162 232V231H161ZM163 232H165V231H163ZM162 232V233H163ZM176 232V233H177ZM208 231H206V233H207ZM1 233H2V231H1ZM6 233V232H5ZM209 233H211V231L209 232ZM208 233V234H209ZM109 235V234H108ZM210 235V236H211ZM252 235H253V233H252ZM253 235V236H254ZM262 235H264V234H262ZM261 235V236H262ZM253 236H251V237H253ZM260 237V236H259ZM258 237V238H259ZM106 238H107V236H106ZM255 238V237H254ZM174 239V238H173ZM176 239V238H175ZM174 239V240H175ZM256 239V238H255ZM261 239V238H260ZM133 240V239H132ZM257 240H259V239H257ZM110 241V240H109ZM135 242V243H136ZM257 242V241H256ZM255 242V245L257 244ZM133 243V242H132ZM259 245H261L260 243H258ZM189 245H193V247H191L192 249H187V247L189 246ZM263 245V244H262ZM72 246V245H71ZM136 246H137V244H136ZM257 246V245H256ZM22 247V246H21ZM259 247V249H260V246H258ZM74 248V247H73ZM140 248V249H141ZM234 248L236 249V252H239V253H243L244 252V254H245V256L243 257L244 259H243V261H242V263L239 261V259L238 258H236V256L234 255V253H233V251H234ZM262 249H263V247H261ZM139 249V248H138ZM256 249H257V247H256ZM261 249V250H262ZM243 251V252H242ZM260 251V250H259ZM259 251H258V253H259ZM77 252V251H76ZM249 252V253H248ZM255 252V251H254ZM260 252H262V251H260ZM263 252H264V250H263ZM57 253V252H56ZM75 253V252H74ZM141 253V252H140ZM256 253V252H255ZM255 253H253V254H255ZM57 254H59V253H57ZM86 254V253H85ZM253 254H251V255H253ZM79 255V254H78ZM83 256V255H82ZM128 256V255H127ZM240 256V255H239ZM84 257H86V255H84ZM241 257V256H240ZM134 258V257H133ZM136 258H138V257H136ZM74 259H76V258H74ZM202 259V258H201ZM9 260V259H8ZM12 260V259H11ZM203 260V259H202ZM202 260H200V261H202ZM77 261H79L78 259H77ZM76 261V262H77ZM75 262V263H76ZM191 263V262H190ZM6 264H9V261H8V263H6ZM77 264V263H76ZM79 264V263H78ZM106 264V263H105ZM175 264H177V263H175ZM180 264V263H179ZM181 264H182V262H181ZM204 264V263H203Z\"/></svg>","mask_w":264,"mask_h":264}]
</instances>
